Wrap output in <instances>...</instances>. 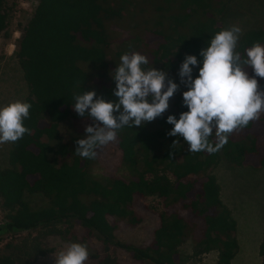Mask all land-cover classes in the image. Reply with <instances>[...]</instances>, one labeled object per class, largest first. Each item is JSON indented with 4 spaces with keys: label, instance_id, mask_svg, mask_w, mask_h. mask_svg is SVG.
I'll return each mask as SVG.
<instances>
[{
    "label": "trees",
    "instance_id": "1",
    "mask_svg": "<svg viewBox=\"0 0 264 264\" xmlns=\"http://www.w3.org/2000/svg\"><path fill=\"white\" fill-rule=\"evenodd\" d=\"M33 1V13L14 51L28 92L24 102L32 105L24 122L31 134L12 143L7 166L0 168V243L28 235L2 246L0 264H35L51 254L47 239L64 241L71 229L60 226L78 227L83 241L100 245L89 256L96 264H121L115 251L137 264H189L212 252L217 254L216 264H231L239 251L237 224L220 198L213 171L222 164L264 170L263 115L235 131L219 152H190L183 137L167 135L173 127L167 117L179 119L188 110L182 97L188 89L181 84L162 117L119 130L114 143L119 175L106 178L92 172L103 147L96 159L81 158L75 151L82 137L71 134L66 125L77 123L85 132L93 123L72 108L74 97L82 92L94 90L105 101L117 100L111 76L126 52L145 55L146 68L167 71L168 78L180 84L178 72L185 56L202 60L200 51L224 29L222 18L234 0ZM12 12L0 0L4 40L9 38ZM254 42L264 44V26L245 31L237 51L243 53ZM248 72L254 75L250 68ZM196 76L198 68L193 69ZM257 79L264 88V79ZM33 196L43 198L45 205L33 209L27 200ZM149 199L160 205L140 207L158 220L152 240L144 247L119 241L115 223L140 225L137 203ZM187 239L193 247L185 256L180 247ZM258 254L264 264V231Z\"/></svg>",
    "mask_w": 264,
    "mask_h": 264
},
{
    "label": "clouds",
    "instance_id": "2",
    "mask_svg": "<svg viewBox=\"0 0 264 264\" xmlns=\"http://www.w3.org/2000/svg\"><path fill=\"white\" fill-rule=\"evenodd\" d=\"M242 28L231 25L215 33L207 47L195 55H186L180 65V84L168 78V72L148 67L149 60L138 52L121 55L114 76L116 101H105L93 91L74 97L73 110L80 117H90L85 136L76 141L75 154L94 160L98 149L115 143L124 127H142L155 121L169 109L170 98L184 85L183 106L188 110L167 117L172 125L167 133L183 137L193 153L215 154L229 142L237 130L258 121L264 114V44L254 42L243 53L237 51ZM198 76L193 78V69ZM254 75H250L248 69ZM32 105L17 100L0 107V144L15 143L31 129L25 126ZM214 137V139H213ZM179 140L173 141V145ZM89 259L87 244L72 242L55 254V264H85Z\"/></svg>",
    "mask_w": 264,
    "mask_h": 264
},
{
    "label": "rangeland",
    "instance_id": "3",
    "mask_svg": "<svg viewBox=\"0 0 264 264\" xmlns=\"http://www.w3.org/2000/svg\"><path fill=\"white\" fill-rule=\"evenodd\" d=\"M13 8L8 28V40L0 38V107H4L17 100L25 101L28 96L26 84L22 72L14 57L16 44L21 37V29L31 17L35 2L33 0H4ZM242 28V34L250 29L264 26V0H234L231 7L222 18L223 28L231 25ZM121 36H128L122 32ZM264 116V114H262ZM66 128L75 136L84 138V128L77 123H67ZM64 131V129H62ZM67 131V130H66ZM67 134V133H66ZM12 142L0 144V168L7 166L8 154ZM120 167L119 153L114 143L102 148L92 172L97 177L106 178L116 176ZM214 176L220 187V198L223 204L231 211L237 224L236 239L239 251L231 264H261L258 254L264 231V170L253 171L248 168H236L227 164L219 165L214 171ZM28 202L33 209L45 205V200L40 196L28 197ZM154 205L160 208L157 201L149 199L143 203H137V210L143 217V222L136 227H129L125 222L115 223V236L124 243L135 246H146L152 240V233L158 224L156 216L141 210L142 204ZM0 217L3 215L0 213ZM0 221V223H2ZM71 228V229H69ZM60 230L69 229L66 240L60 238H48L52 253L39 258L35 264H55V254L64 250L69 243L80 242L87 244L89 256L94 255L100 245L94 240L83 241L84 233L78 227L60 226ZM35 236V233H30ZM28 233L7 237L0 243V249L10 239L24 238ZM193 242L187 239L180 247L181 254H192ZM114 255L121 264H137L130 260L128 255L121 251H115ZM97 259H88L85 264H96ZM217 254L212 252L201 256L189 264H216Z\"/></svg>",
    "mask_w": 264,
    "mask_h": 264
},
{
    "label": "built area",
    "instance_id": "4",
    "mask_svg": "<svg viewBox=\"0 0 264 264\" xmlns=\"http://www.w3.org/2000/svg\"><path fill=\"white\" fill-rule=\"evenodd\" d=\"M0 221H2V217H0ZM2 223H3V221H2ZM2 223H0V225H2Z\"/></svg>",
    "mask_w": 264,
    "mask_h": 264
}]
</instances>
